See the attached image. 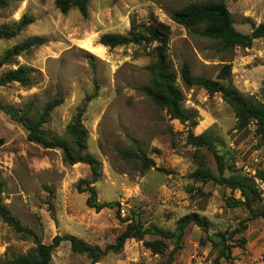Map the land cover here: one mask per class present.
Masks as SVG:
<instances>
[{
	"label": "rangeland",
	"instance_id": "rangeland-1",
	"mask_svg": "<svg viewBox=\"0 0 264 264\" xmlns=\"http://www.w3.org/2000/svg\"><path fill=\"white\" fill-rule=\"evenodd\" d=\"M6 1L9 6L0 9V32L4 26L14 29L26 15L35 22L13 39L0 38V61L7 51L31 39L47 42L0 68V81L20 66L34 70L31 87L16 83L0 87V102L24 111L32 101L31 116H35L51 101L63 98L44 131L64 139L72 118L82 112L88 153L103 167L102 180L95 185L97 202L119 204L101 212L90 208L89 193L83 192L85 184H81L91 176L89 166H69L60 150L29 142L27 130L0 110L3 201L23 226L45 245L56 236L74 237L106 250L118 243L130 218L138 217L144 229L174 233L182 218L197 214L209 222L208 231L190 225L179 247L166 240L165 251L154 254L133 239L121 251H109L97 264H261L264 217L249 221L248 208L238 204L245 201L240 192L192 178L200 162L218 176L214 155L189 146L187 127L171 120L138 90L151 81L146 68L155 61L152 47L110 50L98 42L105 34L128 33L132 18L139 23L157 22L169 39L168 59L186 98L183 108L197 113L194 134L210 133L228 165L253 177L256 170L264 169V140L255 126L237 129L235 113L222 96L209 95L200 87L186 88L181 68L188 63L194 76L231 83L246 97L264 103V38L251 48L225 50L198 30L174 23L168 12L192 3L223 2L236 30L250 34L254 26L264 23V0H89L86 18L77 9L63 14L56 8L57 0ZM225 66L231 67L228 80L220 79ZM141 156L154 165L146 169L134 159ZM257 186L261 197L251 206L264 213V183L257 181ZM222 235L234 246L230 261L220 259L219 248L211 242ZM36 247L35 238L22 237L0 219V262L32 253ZM52 264L92 261L73 253L71 243L64 241L54 251Z\"/></svg>",
	"mask_w": 264,
	"mask_h": 264
},
{
	"label": "trees",
	"instance_id": "trees-1",
	"mask_svg": "<svg viewBox=\"0 0 264 264\" xmlns=\"http://www.w3.org/2000/svg\"><path fill=\"white\" fill-rule=\"evenodd\" d=\"M55 5L63 14L69 13L72 9H77L84 18L88 17L89 0H57ZM8 6L9 3L6 0H0V9H6ZM168 16L174 23L188 30H198L203 38L216 41L221 44L223 49L229 51L235 48H251L255 41L264 38V23L254 26L250 34H243L237 31L234 27V18L223 2L192 3L179 10L168 12ZM34 22V18L26 15L14 29L4 26L0 32V38L13 39L26 26ZM46 42L45 38L38 37L27 41L21 46H15L5 53L4 58L0 61V68L6 63H10L12 59L21 56L24 52L34 47L42 46ZM98 45L110 50L130 45L152 47L151 55L155 61L146 68L151 75V81L148 85L138 88V90L148 97L160 110L165 111L171 120L178 121L183 126H186L188 129V145L195 148L196 151L207 149L214 155L218 165L219 174L216 176L203 166V162H200V168L192 175V178L196 182H214L231 189L233 192H240L245 201L238 202V204L248 208L249 221L264 217V213L254 210L251 206L253 201L261 197L257 181L264 183V169L256 170L253 177L245 175L228 165L225 158L217 150L215 141L210 133L204 132L199 136L194 134L193 129L198 126L197 113L195 110L183 108L186 98L184 93L178 88V75L168 59L169 39L160 32L157 22L139 23L137 19L132 18L131 28L128 33L125 35L105 34L99 39ZM33 73L34 70L32 68L20 66L16 70H12L0 81V87L16 83L24 88H29L32 85ZM230 76L231 67L225 66L224 75L220 79L228 80ZM181 81L186 88L200 87L209 95L220 94L223 101L235 113L237 129L245 130L249 126L254 125L257 134L264 140V103H259L246 97L231 83L224 84L205 76H194L188 63L182 65ZM89 101L88 99L87 102ZM63 103V98H57L43 107L41 112L35 116H31L35 104L32 101L24 111L10 108L0 102V110L27 130L29 142L40 145L46 150H60L63 154L64 162L69 166L77 164L89 166L91 176L88 180L82 181L81 184H85L83 192L89 193L87 205L90 208L101 212L105 208L118 207L119 204L116 203L100 204L97 202L95 185L102 180L103 167L97 158L88 153L89 134L83 121L82 112L76 114L68 125L67 139L47 134L44 131V127L51 120L53 112ZM131 140L136 143L133 138ZM130 156L133 157L131 154ZM134 159H139L146 169L154 165L152 160L144 156ZM227 171L229 172L228 175H226ZM5 189L6 181L0 172V219L12 227L15 232L22 235V237L35 238L37 247L32 253L1 261L0 264H52L54 251L64 241L71 243L73 253L86 255L92 261V264L100 262L109 251H121L125 244L133 239L143 242L145 247L154 254H159L165 251L166 240L176 242L179 247L184 239L185 231L190 225H196L203 232H207L209 228V222L197 214L187 215L182 218L174 233L158 229H144L138 217H136L127 220L129 224L126 231L120 236L118 243L106 250L92 247L74 237L56 236L50 245H45L39 240L37 234L32 229L23 226L20 220L4 204L3 194ZM245 229L246 227H244ZM147 235L158 236L160 239L146 241ZM211 242L219 248L220 259L226 261L232 259L231 253L234 246L228 244L229 239L225 235L220 236L218 242L212 240ZM167 264H171V261Z\"/></svg>",
	"mask_w": 264,
	"mask_h": 264
},
{
	"label": "built area",
	"instance_id": "built-area-1",
	"mask_svg": "<svg viewBox=\"0 0 264 264\" xmlns=\"http://www.w3.org/2000/svg\"><path fill=\"white\" fill-rule=\"evenodd\" d=\"M261 264H264V258H262Z\"/></svg>",
	"mask_w": 264,
	"mask_h": 264
}]
</instances>
